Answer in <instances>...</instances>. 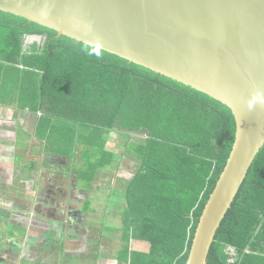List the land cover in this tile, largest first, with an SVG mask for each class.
Segmentation results:
<instances>
[{
  "label": "trees",
  "instance_id": "16d2710c",
  "mask_svg": "<svg viewBox=\"0 0 264 264\" xmlns=\"http://www.w3.org/2000/svg\"><path fill=\"white\" fill-rule=\"evenodd\" d=\"M33 37L42 40L29 42ZM0 107L35 116L37 137L51 156L79 165V181L93 182L100 169L118 163V172L121 161L132 160L137 169L123 182L122 261L188 264L195 230L234 144L230 108L1 10ZM113 132L127 139L115 147L121 153L109 149ZM131 239L148 242L149 250H131ZM208 264H264V147L216 234Z\"/></svg>",
  "mask_w": 264,
  "mask_h": 264
},
{
  "label": "water",
  "instance_id": "95a60500",
  "mask_svg": "<svg viewBox=\"0 0 264 264\" xmlns=\"http://www.w3.org/2000/svg\"><path fill=\"white\" fill-rule=\"evenodd\" d=\"M0 10L119 55L231 109L234 144L188 262L208 264L216 234L264 147V0H0Z\"/></svg>",
  "mask_w": 264,
  "mask_h": 264
},
{
  "label": "crops",
  "instance_id": "0c3cea01",
  "mask_svg": "<svg viewBox=\"0 0 264 264\" xmlns=\"http://www.w3.org/2000/svg\"><path fill=\"white\" fill-rule=\"evenodd\" d=\"M37 125L28 111L0 107V264H125L119 253L125 246L120 205L111 209L118 228L96 227L99 237L92 242L100 244L101 253H92L89 238L95 228L90 217L104 213L114 197L116 179L108 181L104 174L115 169H100L93 182L79 181V165L51 156L37 137ZM105 233L112 241L110 255ZM135 245L150 248L131 239V250Z\"/></svg>",
  "mask_w": 264,
  "mask_h": 264
},
{
  "label": "rangeland",
  "instance_id": "374dc122",
  "mask_svg": "<svg viewBox=\"0 0 264 264\" xmlns=\"http://www.w3.org/2000/svg\"><path fill=\"white\" fill-rule=\"evenodd\" d=\"M28 40H30L29 42H32V41H41L42 39L41 38H38V37H33V38H29ZM135 139V137H134ZM110 140H111V144H110V147L109 149L110 150H113L117 153H121L120 149H117V148H120V146H116V145H121V144H124L127 139L117 133V132H113L111 135H110ZM115 147H117L115 149ZM22 152V151H21ZM132 160H124V161H121L119 163V171L117 172V166H118V163H115V166H113V169H115L114 171H110V169L105 172L104 174V179H108V181H114L115 176H118V177H121L119 179H116L115 182H116V189H111L110 190V193L114 196L113 198L109 199V203H106V205H109L107 206L108 209H106V211L102 214H100L99 216H92L90 217V220H89V224L92 225L93 227L95 228H91L92 229V232L89 236L90 238V241L92 242L93 240L97 239V236H98V226L99 224H103V230H105V232L108 231V228H115L117 226L118 228V222H119V218L115 216L116 213L112 212L111 209L114 207V206H119L120 205V208H122L121 210V213L124 212L125 208H126V201H125V189L123 188V182L124 180H126V178H128L129 180V177L130 175H132L136 169H137V166L135 164H133L131 162ZM116 171V172H115ZM127 181V180H126ZM120 186V187H119ZM3 201H6V200H3L2 199V202ZM119 213V211H118ZM71 221L73 222V217L71 218ZM116 221H117V225H116ZM67 222H68V219H67ZM70 222V221H69ZM111 222V223H109ZM97 227V228H96ZM8 228H12V227H9ZM102 233V231H101ZM104 237H102V240H106V243L108 242L107 244V253L108 255H110V248H109V244L110 242H112L111 240H109V234L105 233ZM99 237V236H98ZM105 238V239H103ZM138 241V240H136ZM118 243V242H117ZM126 244V242L124 243ZM92 248H91V251L92 253L94 251H97L96 253H101V246L99 243H94L92 242L91 244ZM134 249L135 250H138V251H148V246L146 248V246H134ZM119 253H123V251H119Z\"/></svg>",
  "mask_w": 264,
  "mask_h": 264
},
{
  "label": "flooded vegetation",
  "instance_id": "af4514ba",
  "mask_svg": "<svg viewBox=\"0 0 264 264\" xmlns=\"http://www.w3.org/2000/svg\"><path fill=\"white\" fill-rule=\"evenodd\" d=\"M75 215H77V214H75ZM75 217H77V216H75ZM75 220V219H74ZM76 222V221H75ZM72 224H74V223H72Z\"/></svg>",
  "mask_w": 264,
  "mask_h": 264
}]
</instances>
